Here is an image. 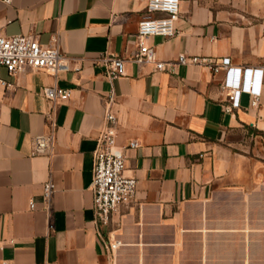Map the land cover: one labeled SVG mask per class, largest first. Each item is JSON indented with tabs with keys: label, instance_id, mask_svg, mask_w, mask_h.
<instances>
[{
	"label": "crops",
	"instance_id": "crops-1",
	"mask_svg": "<svg viewBox=\"0 0 264 264\" xmlns=\"http://www.w3.org/2000/svg\"><path fill=\"white\" fill-rule=\"evenodd\" d=\"M148 15L163 13L143 0H0L6 36L56 46L69 66L0 68V235L14 240L0 264H264V0H181L177 35L147 39L167 64L203 59L173 71L134 61ZM112 57L125 60L124 76H108ZM226 57L263 69L256 105L243 93L227 111L225 71L212 69ZM46 86L71 95L48 100ZM108 106L138 186L99 231L93 155ZM40 135L52 142L36 153ZM103 238L121 245L110 251Z\"/></svg>",
	"mask_w": 264,
	"mask_h": 264
},
{
	"label": "built area",
	"instance_id": "built-area-1",
	"mask_svg": "<svg viewBox=\"0 0 264 264\" xmlns=\"http://www.w3.org/2000/svg\"><path fill=\"white\" fill-rule=\"evenodd\" d=\"M9 3L11 0H5ZM148 13H163L162 16L148 15L138 25L137 52L134 61L137 63H153L158 71L174 70L175 65L200 63L203 59L180 55L175 63H165L158 60L154 49L147 44L150 37L171 38L177 35V21L180 15L181 0H143ZM107 62V73L111 79L125 75V60L112 57ZM4 67L10 75L26 69L47 70L52 73L68 71L65 55L56 46L44 45L36 38L26 35L6 36L0 27V68ZM214 72L221 69L225 71L222 88L227 91L229 105L227 111L240 107V97L243 93L254 97L253 105L258 103L262 93L263 69L235 67L230 58H223L220 64L212 67ZM4 83V81H3ZM43 95L51 101L66 100L71 92L58 86H46ZM111 101V100H110ZM118 116L108 106L105 111V126L97 140L93 155V206L95 219L99 231L108 225L112 217L122 207L131 204L137 193L138 180L127 176L126 148L117 144ZM52 142L51 136L40 135L35 138L36 153L46 152ZM136 142H130L127 148H136ZM55 192V184L49 180L42 186V196L47 209L50 208L51 199ZM33 205V203H32ZM108 250L114 251L120 245L119 240L103 238ZM5 243L13 244L14 240H4L0 235V249ZM9 264V263H4Z\"/></svg>",
	"mask_w": 264,
	"mask_h": 264
}]
</instances>
